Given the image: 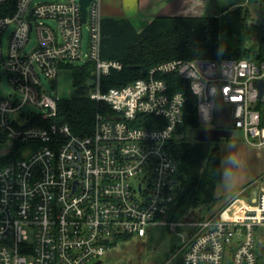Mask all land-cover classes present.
I'll list each match as a JSON object with an SVG mask.
<instances>
[{
  "label": "built area",
  "instance_id": "built-area-1",
  "mask_svg": "<svg viewBox=\"0 0 264 264\" xmlns=\"http://www.w3.org/2000/svg\"><path fill=\"white\" fill-rule=\"evenodd\" d=\"M32 1L0 0V75L13 88L0 96V141L28 143L0 165V264H88L123 237L144 238L157 226L176 235L174 254L183 264H264V240L255 235L264 237V187L252 200L244 186L208 215L170 217L179 183L168 143L187 96L166 78L176 74L188 84L200 124L216 127L220 99L228 129L264 149V58L169 59L102 91L101 76L122 64L100 56V0L89 1L85 21L80 0ZM33 33L34 48L22 52ZM76 60L93 61L90 98L110 109L84 135L54 119L59 98L41 80H54L62 64ZM36 119L47 123L29 124Z\"/></svg>",
  "mask_w": 264,
  "mask_h": 264
},
{
  "label": "trees",
  "instance_id": "trees-1",
  "mask_svg": "<svg viewBox=\"0 0 264 264\" xmlns=\"http://www.w3.org/2000/svg\"><path fill=\"white\" fill-rule=\"evenodd\" d=\"M247 14V9L242 6L233 9L224 6L218 15H156L141 27L127 18L102 17L100 56L118 60L122 68L101 76V90L122 86L142 77L140 65L149 68L169 59H261L264 25H248ZM69 66L72 67V64ZM93 72L94 63L90 60L73 67L74 94L57 101L54 119L68 124L75 134L91 133L95 115L110 111L103 101L90 98ZM167 77L174 90H184L187 96L183 121L168 143L178 163L179 183L170 217L179 219L187 216L189 210L216 201L215 189L222 179V167L218 145L176 136L179 130L198 129L196 98L188 90V84L176 74ZM32 123L47 121L36 119L29 122ZM27 144H12L9 152L0 157V165L18 157ZM174 258L175 264H183L179 256Z\"/></svg>",
  "mask_w": 264,
  "mask_h": 264
},
{
  "label": "rangeland",
  "instance_id": "rangeland-1",
  "mask_svg": "<svg viewBox=\"0 0 264 264\" xmlns=\"http://www.w3.org/2000/svg\"><path fill=\"white\" fill-rule=\"evenodd\" d=\"M37 1L39 0H33L32 2L34 3ZM215 3L216 6H218V11L213 14H220L224 6L229 7V9L242 6L247 9L248 12L246 16L248 25H255L258 27L264 25V0H216ZM159 7L160 5L157 6V9ZM157 9L152 8V10H149V13L152 12L151 14H154ZM186 14L189 13H180L179 11L175 15ZM11 30L12 25H9L2 33V45L4 49L7 47ZM35 38L36 34L33 33L31 40L26 44L22 52L32 51L36 43ZM88 41L89 29L88 25L85 23L82 25V48L84 53L88 50ZM261 56L264 58V46L261 51ZM81 63L82 61L76 60L62 64L54 80L42 76L41 80L46 91L52 96H57L59 99L70 98L74 94L73 67ZM69 64H72V67L69 66ZM85 90L89 92L88 88ZM11 93H13V88L8 81L7 75H0V96H8ZM30 109L34 110L33 108ZM212 125L213 123L209 122L203 124L199 123L198 128H210ZM196 129L179 130L176 132V136L194 139ZM231 130V137H222L217 141H212V143H215L219 147L226 184L232 181V183L236 185L235 188L239 189L237 191H231L230 193L220 194L225 183L221 184L217 189L218 184L215 189L216 201L214 203L204 204V206L195 208L194 210H189V212H187L188 217L196 218L222 209L227 204L230 197L238 192L241 189L240 187L244 186L251 177L255 176L257 171L264 167L262 157L258 156V154L253 151L254 148L246 145L247 143L245 142L243 133L234 127H231ZM11 146L12 142L10 141L0 142V157L7 154ZM255 235L264 240L263 233L261 235L258 231H255ZM177 245L178 238L168 230L167 226H157L151 229L150 233L144 238L126 237L117 242L100 258L102 260L101 264H175L176 260L174 258V253L176 252ZM93 262L94 261L88 264Z\"/></svg>",
  "mask_w": 264,
  "mask_h": 264
},
{
  "label": "crops",
  "instance_id": "crops-1",
  "mask_svg": "<svg viewBox=\"0 0 264 264\" xmlns=\"http://www.w3.org/2000/svg\"><path fill=\"white\" fill-rule=\"evenodd\" d=\"M215 2L216 0H100V12L101 17L127 18L135 26L141 27L150 18L156 15H175L179 11L180 13H189L186 15L190 16L213 14L218 11V6H216ZM158 5H160V7L157 9ZM152 8L157 9L154 14H151L152 12L149 13V10H152ZM247 146L254 148L253 151L256 152L258 156L262 157L264 165V149H258L249 145ZM221 167L222 180L217 186V189L223 183H225V186L220 194L230 193L235 190L237 191L239 188L236 189V185L232 183V181H229V183L226 184V178L222 166V157ZM244 186H250L252 188L251 195L254 189L264 187V167L257 171L255 176L251 177ZM244 186H241L240 188Z\"/></svg>",
  "mask_w": 264,
  "mask_h": 264
},
{
  "label": "water",
  "instance_id": "water-1",
  "mask_svg": "<svg viewBox=\"0 0 264 264\" xmlns=\"http://www.w3.org/2000/svg\"><path fill=\"white\" fill-rule=\"evenodd\" d=\"M90 0H80L81 12H82V21H85L86 17V6ZM141 73L146 72V68L143 65L139 66ZM215 128H198L196 129L195 139L197 141H217L220 138H229L232 135V131L228 129L231 126V119L228 116V105L223 103L220 99L217 102V108L215 112ZM256 195V190L252 191V200ZM102 260L98 259L92 264H101Z\"/></svg>",
  "mask_w": 264,
  "mask_h": 264
}]
</instances>
